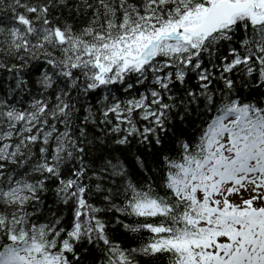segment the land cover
Masks as SVG:
<instances>
[{
	"label": "snow or ice",
	"instance_id": "1",
	"mask_svg": "<svg viewBox=\"0 0 264 264\" xmlns=\"http://www.w3.org/2000/svg\"><path fill=\"white\" fill-rule=\"evenodd\" d=\"M0 264H264V0H0Z\"/></svg>",
	"mask_w": 264,
	"mask_h": 264
}]
</instances>
